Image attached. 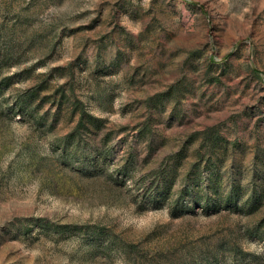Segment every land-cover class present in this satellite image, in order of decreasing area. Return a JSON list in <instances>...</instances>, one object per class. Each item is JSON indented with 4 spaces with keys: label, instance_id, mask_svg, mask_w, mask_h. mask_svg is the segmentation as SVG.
I'll return each instance as SVG.
<instances>
[{
    "label": "rangeland",
    "instance_id": "obj_1",
    "mask_svg": "<svg viewBox=\"0 0 264 264\" xmlns=\"http://www.w3.org/2000/svg\"><path fill=\"white\" fill-rule=\"evenodd\" d=\"M2 80L0 264H264V0H0ZM80 109L102 126L67 145Z\"/></svg>",
    "mask_w": 264,
    "mask_h": 264
},
{
    "label": "trees",
    "instance_id": "obj_2",
    "mask_svg": "<svg viewBox=\"0 0 264 264\" xmlns=\"http://www.w3.org/2000/svg\"><path fill=\"white\" fill-rule=\"evenodd\" d=\"M5 80H2L0 84L4 83ZM6 83V82H5ZM7 84V83H6ZM38 91L40 90H30L28 93H26L24 96L17 97L16 101L20 109H23L27 107V101L32 100L34 97L38 95ZM72 111L74 112L76 109L79 108L78 102L72 103ZM79 117L77 120L76 128L73 132L69 133V135L66 136V144H71L74 146L79 145V139L77 138V134H79L80 129L84 128L89 131H92L91 129H100L103 123V119L97 118L93 115L87 114L83 109H80ZM209 130L204 131L203 135L206 141H208V150H209V157H208V164L207 169L210 170V177L208 180V183L206 184V198L207 201L213 200L212 206L216 209L220 206L228 207L230 205L235 204L238 191H239V185L237 182L232 181L231 185L229 186L230 189L228 192H223L221 190V184L218 180L217 176H215L218 166V160L219 159V152L220 149L226 150L227 144L229 141L222 135H220L217 132H214V134H210ZM214 156V158H213ZM199 157H202V154L199 155ZM182 158V153L179 155H176L173 159V162L168 165H164L159 172L156 173V179H158L157 184L155 185V196L152 199V201L156 200H163L167 199L170 195L171 188L175 185L177 181V166L180 164V160ZM214 159V160H213ZM94 164V163H93ZM96 166V164H94ZM193 167H197L196 164L192 165ZM197 169H192L191 173H195ZM193 182L189 185H186L182 190L178 192L176 200L173 202L172 207V214H180L181 212L191 210L192 204L193 205H200L201 203V194L198 190L195 189V187L198 186V183L194 181V179H191ZM194 190V191H193ZM188 195H192V197L189 198L188 201H186V198ZM210 196L213 197V199H210ZM250 199L254 200L255 198L250 197ZM129 245H124L123 248H121L125 253L129 251L128 248Z\"/></svg>",
    "mask_w": 264,
    "mask_h": 264
}]
</instances>
